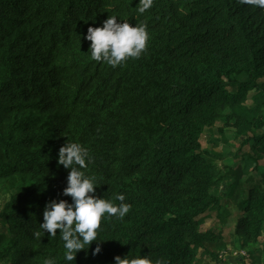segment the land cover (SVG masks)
I'll return each instance as SVG.
<instances>
[{
  "label": "trees",
  "instance_id": "1",
  "mask_svg": "<svg viewBox=\"0 0 264 264\" xmlns=\"http://www.w3.org/2000/svg\"><path fill=\"white\" fill-rule=\"evenodd\" d=\"M138 2L0 0V264H221L228 239L199 232L198 220L222 203L240 213L233 241L259 244L252 262L264 263V176L241 183L264 155V7L152 0L141 14ZM112 15L149 35L139 58L115 67L93 61L84 38ZM225 129L250 145L246 166L218 167L220 155L202 150L201 135L227 143ZM66 142L89 149L97 197L130 205L122 218L105 214L73 262L59 230L34 235L47 202L71 203L57 163Z\"/></svg>",
  "mask_w": 264,
  "mask_h": 264
},
{
  "label": "clouds",
  "instance_id": "2",
  "mask_svg": "<svg viewBox=\"0 0 264 264\" xmlns=\"http://www.w3.org/2000/svg\"><path fill=\"white\" fill-rule=\"evenodd\" d=\"M246 3L264 7V0H245ZM137 11L143 14L152 6V0H139ZM115 15L108 16L100 27H89L84 37L90 41V56L93 61H103L110 66H117L128 58H139L144 52L149 39L147 26L144 24L130 26L127 21H121ZM57 163L68 169L67 186L63 195L71 197V203L55 199L44 205L42 223L34 235L59 237L63 242V258L73 262L77 252L85 250V246L97 241L100 220L107 214L109 217H124L130 205L123 203V194H117L113 203L109 199L97 197L94 192L96 180L94 176L85 174V169L91 163L89 149L80 143L66 142L59 148ZM100 251L97 247L93 254ZM115 264H167L166 261H153L148 256L140 255L123 258L115 256ZM43 264H55L54 258H45Z\"/></svg>",
  "mask_w": 264,
  "mask_h": 264
},
{
  "label": "rangeland",
  "instance_id": "3",
  "mask_svg": "<svg viewBox=\"0 0 264 264\" xmlns=\"http://www.w3.org/2000/svg\"><path fill=\"white\" fill-rule=\"evenodd\" d=\"M251 101L249 100V103ZM221 126V122L218 123L217 127ZM224 134H226L227 143L223 141L221 135L214 132H205L201 135L202 150L213 152L220 155L221 160L215 162L218 167H238V164L243 161V156L248 153L249 144H242L243 138H235L234 134L231 133V129H225ZM258 162V169L253 171L251 174L246 173L245 170L242 176V186L247 189L249 181H257L261 179L260 174L264 176V155ZM241 166H246L243 162ZM253 164L249 165V169H252ZM246 175V177H244ZM252 185H250L251 187ZM224 188V186H223ZM222 188V189H223ZM247 190L243 191L245 196ZM224 202V200L222 201ZM240 213L235 210V208L228 206V209L222 203V207L216 211L208 212L205 216L198 220L199 232L204 233L208 230L214 231L215 233H221L225 236L230 245L225 252L220 255L221 264H254L252 262V250H260L261 246L259 244L251 245L247 248L242 249L233 241L234 225L237 217ZM6 229L0 225V233H5ZM264 264V263H260Z\"/></svg>",
  "mask_w": 264,
  "mask_h": 264
}]
</instances>
